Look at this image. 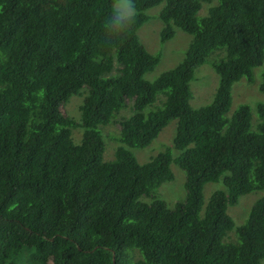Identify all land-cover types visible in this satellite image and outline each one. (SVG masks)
Returning a JSON list of instances; mask_svg holds the SVG:
<instances>
[{
    "label": "trees",
    "instance_id": "obj_1",
    "mask_svg": "<svg viewBox=\"0 0 264 264\" xmlns=\"http://www.w3.org/2000/svg\"><path fill=\"white\" fill-rule=\"evenodd\" d=\"M118 1L0 0V264L25 248L31 264H262L264 196L236 240L228 207L264 190V101L256 125L248 104L229 115L233 84L264 62V0H218L205 16L202 4L215 0H134L122 34L115 17L107 26ZM162 2V42L176 27L193 38L178 65L149 81L160 54L138 30ZM222 49L215 97L194 108L195 69ZM85 87L78 121L62 107ZM126 106L132 114L118 118ZM173 119L180 154L139 163L129 147H147ZM113 121L122 145L105 161L99 126ZM173 161L186 172L185 200H143L174 179ZM220 180L205 206V185Z\"/></svg>",
    "mask_w": 264,
    "mask_h": 264
},
{
    "label": "rangeland",
    "instance_id": "obj_2",
    "mask_svg": "<svg viewBox=\"0 0 264 264\" xmlns=\"http://www.w3.org/2000/svg\"><path fill=\"white\" fill-rule=\"evenodd\" d=\"M218 2L215 0L212 4L204 2L199 12L200 16L208 14L209 7ZM125 0H119L116 3V8L120 9L124 7ZM165 3L162 2L146 12L150 16L149 20L145 22L138 30V35L141 42L146 49L152 54H160V62L157 66L148 71L145 74V78L149 81H154L161 73L171 69L178 65L192 41L193 36L184 31L183 29L176 27L174 36L162 42L161 31L164 27V23L159 14L163 9ZM225 55L224 49L213 52L208 61L195 69V78L191 81V106L194 108H200L211 103L215 97L216 90L219 84V74L214 68L213 62ZM264 72V62L253 69V79L249 81L246 77L236 81L232 88V105L229 111V115L242 104H248L251 107L253 114L254 124L259 121L257 112L258 103L264 101V93L260 89L262 82V75ZM89 92V88H83L79 93L71 95L69 100L63 105L62 111L69 117L76 120H81L82 111L81 106L84 103V99ZM165 101V95L163 93L158 94L156 104L163 106ZM132 114V110L127 106L120 110L118 118L128 117ZM178 126V119H173L165 126L158 137L154 139L147 147H129L134 153L139 163L143 164L151 160L159 152L166 149H171L174 157L180 154V151L174 147V137L176 135ZM99 130L103 136L105 142V152L103 159L105 161H113L116 158V152L119 146L122 145L118 135L120 133V124L117 121H113L109 124H102L99 126ZM73 139L75 143H81L83 137V128L76 127L72 129ZM172 171L174 173V179L171 181L163 182L158 191L150 197H143L145 201H152L154 197L162 198L166 201L169 207H174L177 202L183 201L186 198L187 190L185 187L186 172L176 162L171 164ZM223 182L212 181L208 182L204 188V200L205 206L208 204L211 195L218 189L223 188ZM264 196V190H255L245 195H242L238 202L231 204L228 207V213L232 216L235 222V228L229 234V240H236L238 238L237 228L244 224L248 218L251 207L254 203ZM227 240V239H226ZM227 240V241H229ZM32 250L25 248L15 258L16 264H31L28 261L29 254ZM37 264H53L52 262L37 263ZM264 264V259L262 260Z\"/></svg>",
    "mask_w": 264,
    "mask_h": 264
},
{
    "label": "clouds",
    "instance_id": "obj_3",
    "mask_svg": "<svg viewBox=\"0 0 264 264\" xmlns=\"http://www.w3.org/2000/svg\"><path fill=\"white\" fill-rule=\"evenodd\" d=\"M135 12H136V4L134 0H125L123 8L117 9L115 6H113V12L109 18L107 26H110L113 17H115L116 19L121 21L122 24L121 34H122L134 23ZM125 20L127 21V23H124Z\"/></svg>",
    "mask_w": 264,
    "mask_h": 264
}]
</instances>
